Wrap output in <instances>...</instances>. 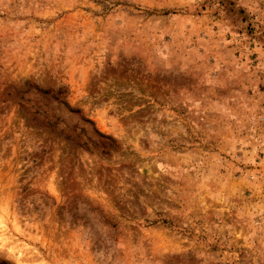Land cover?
Wrapping results in <instances>:
<instances>
[{
	"label": "rangeland",
	"instance_id": "374dc122",
	"mask_svg": "<svg viewBox=\"0 0 264 264\" xmlns=\"http://www.w3.org/2000/svg\"><path fill=\"white\" fill-rule=\"evenodd\" d=\"M0 264H264V0H0Z\"/></svg>",
	"mask_w": 264,
	"mask_h": 264
}]
</instances>
